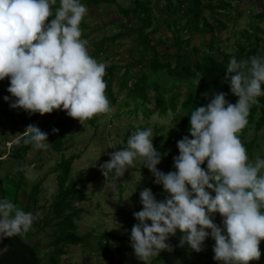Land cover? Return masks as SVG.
<instances>
[{
	"label": "clouds",
	"instance_id": "obj_1",
	"mask_svg": "<svg viewBox=\"0 0 264 264\" xmlns=\"http://www.w3.org/2000/svg\"><path fill=\"white\" fill-rule=\"evenodd\" d=\"M56 4L0 0V80L10 78L7 90L16 98L11 107L41 115L63 109L84 124L111 112L106 65L90 55L89 42L82 39L87 6L81 0H59L53 9ZM224 79L238 101L230 103L226 93L216 92L207 106L191 112L192 138L185 135L177 142L176 171L157 168L162 157L153 145L151 128L133 132L127 147L110 153L111 159L100 165L105 177L118 179L139 159L170 194L158 201L151 188L140 192L143 209L133 213L139 222L130 239L145 264L160 251L172 250L167 241L178 229L183 233L181 245L197 252L211 236L214 259L223 264H249L261 257L264 158L258 154L250 160L239 134L248 125L252 106L264 96V55L239 61L233 56ZM23 142L38 150L51 145L48 133L37 125L27 126ZM205 161L207 169L202 167ZM216 213L223 217V227L214 222ZM41 215L0 198V240L27 234Z\"/></svg>",
	"mask_w": 264,
	"mask_h": 264
},
{
	"label": "rangeland",
	"instance_id": "obj_2",
	"mask_svg": "<svg viewBox=\"0 0 264 264\" xmlns=\"http://www.w3.org/2000/svg\"><path fill=\"white\" fill-rule=\"evenodd\" d=\"M135 1L117 0L116 4H103L101 7L86 5L88 12L82 21L85 26L82 29V39L88 40L90 55L105 63L106 90L111 86L117 102L113 103L110 93L106 91L111 112L97 114L84 124L68 116L66 110L62 109L63 117L72 123L64 151L57 152L49 146L47 150L33 147L25 158L14 154L24 137L20 130L25 132L28 125L14 129L8 123L6 112L13 108L11 104L16 98L7 90L10 78L0 80V154L3 152L0 155V198L9 179L19 178L25 181L20 193L23 206L20 204L19 207H26L32 202L35 205L32 212L39 210H35L36 206L42 208V215L34 222L29 241L37 244L40 252L47 255L45 262L54 249L50 244L59 222L52 223L46 217L59 192L57 168L63 161L75 158L71 180L77 181L78 187L85 189L87 197L85 201L75 202L72 206L73 209L84 210L81 219L77 221V234L91 236L86 244L67 246L61 264H145L136 256L130 239L133 225L139 222L133 213L143 209L140 192L144 188H151L158 201L166 199L170 194L161 184L154 182V175L139 159L118 179L113 176L105 177L100 165L111 159L110 153L127 147L128 137L137 130L152 129V142L158 152L171 137L174 139L171 151L178 149L177 142L185 135L192 138L190 128L183 122L187 114L184 102L187 92L195 89L197 82L176 79L166 72L151 74L149 58L146 59V55H143V46L137 33L141 23L135 16H125L119 9V6L124 9L133 8ZM200 2L203 5V16L208 24L215 27L213 33L209 31L210 28L204 27L203 21L199 32L190 31L186 27V20L189 18L185 17L182 10L187 11L188 3L180 11V0H152L153 26L147 33L153 34V43L161 53L172 54L174 64L176 50L172 46L175 38L181 39L183 50L191 55L188 61L190 64L201 61L206 55L219 60H223L225 55L241 58L240 60L249 59L253 55H264V0ZM211 6H215V9ZM53 7H59V0ZM116 36L118 39L115 42L108 41ZM102 40H106L105 48L103 52H99L97 48ZM195 49L197 53L193 52ZM251 52L253 54L249 55ZM126 74L132 78L129 81L130 89L144 77L160 84L164 90L163 103L168 108V113L161 114V107L157 102L160 96L154 85L147 90L148 101L142 105L138 99L132 98L129 90L122 91L121 84ZM5 96L10 99L6 101ZM238 99L232 93L229 102L235 104ZM174 106L176 110H172ZM239 135L243 138L245 147L254 140L258 145L251 154L247 150L250 160H254L258 154L264 158V129L256 132L254 128H249L246 132L242 130ZM48 142L50 143L49 140ZM177 153L176 156L179 151ZM171 166L173 171L177 170L174 161ZM202 167L207 169L205 165ZM157 168L165 173L172 171L168 169L166 157H162ZM39 184L36 205L33 204L36 199L33 187ZM13 185L14 191L16 186ZM221 222L222 218L216 224L221 227ZM182 236L183 233L178 229L167 241L172 250L160 251L157 256L150 257L147 264H223L214 259L215 240L211 236L206 238L203 249L199 252L187 244L181 245ZM259 247L263 249L264 243L261 242ZM3 251L0 240V255ZM249 264H264V256L259 260L249 261Z\"/></svg>",
	"mask_w": 264,
	"mask_h": 264
},
{
	"label": "trees",
	"instance_id": "obj_3",
	"mask_svg": "<svg viewBox=\"0 0 264 264\" xmlns=\"http://www.w3.org/2000/svg\"><path fill=\"white\" fill-rule=\"evenodd\" d=\"M180 2V11L185 8V3L189 4L187 11H182L184 12L185 17L189 18L186 20V27L190 31H201L200 24L202 21L204 27L210 28L209 31L211 33L215 31V27L208 24L207 19L203 16V5L200 0H189V2H182V0H180ZM81 3L87 6L101 7L103 4H116L117 0H81ZM152 6V0H136L133 8L124 9L119 6V9L125 16L129 17L133 15L141 23L137 33L143 46V55H146V59L149 58V68L151 74L166 72L169 76L176 79L194 80L197 82L196 88L187 92L188 96L184 102V108L186 109L187 114L183 118V122L190 128L191 112L195 110L196 107L207 106L216 92L226 93V99L228 101L230 100L232 92L230 90L229 82L224 79V76L228 62L232 57L225 55L223 60H219L212 55H206L201 61H195L193 64H190L188 61L191 58V55L189 52L183 50V43L181 39L175 38L172 46L176 50V53L174 54L176 59L174 64L172 54L161 53L153 43V34L147 33V31H149L153 26ZM54 8L55 7H53V9ZM211 8L215 9V6H211ZM52 18L53 17H49L46 22H50ZM84 27V23L82 22L81 28L83 29ZM116 39H118V36L109 38L108 41L115 42ZM105 41L106 40H102L99 43L97 51H104ZM241 50L243 49L241 48ZM193 52L197 53L198 51L195 49ZM252 54L253 52L249 53V55ZM240 59L241 58H237L238 61ZM131 79L132 78L129 74H126L121 84L122 91L129 90L132 98L135 100L138 99L142 105L148 101L147 90L151 87V85H154L160 96L157 102L160 104L161 114L166 115L168 113L169 110L163 103L164 90L161 88L160 84L157 82H151L149 78L144 77L138 81L134 88L130 89L129 81H131ZM106 91L110 93V100L113 103H116L117 100L112 93L111 86H109ZM258 100L259 103L253 105L250 110L248 125L243 129L245 132L249 128H254L256 132H261L264 129V96L258 97ZM176 109V106L172 108V110ZM63 115L64 112L62 109H54L53 112L45 113L43 115L38 112L34 114L30 113L23 108H9L6 112L8 123L14 129H19L21 125L32 124L39 126L42 131L47 132L48 140L51 143L50 146L57 152L65 150L66 142L70 136L69 129L72 124L69 120H66ZM53 129H59V131L54 132ZM20 131L24 134L23 130ZM240 139L241 141L243 140L241 137ZM23 140L24 137L21 140V146L16 148L14 151V154L16 153L21 158H25L33 149L31 144H25ZM173 143L174 139L171 137L165 146L159 150L161 157H166L168 169L172 171V162L174 161V157L178 154L177 151H179V149L174 151L170 150V146ZM257 147L258 145L255 140L246 144V148L250 154ZM74 162L75 158H70L69 160L63 161L57 168V172L59 173V192L50 209V214L46 217H48V220L52 223L55 221L59 222L57 223L58 229L55 232L54 240L50 244L54 249H52L48 254V260L45 262L47 255L40 252L37 244H33L29 241L31 237L30 230L27 234L5 237L2 240V248L4 251L0 255V264H61L62 258L66 254L65 248L67 246H79L86 244L89 241L91 235L79 236L77 234V221L81 219L84 210L72 208L75 202H83L87 198L85 189L79 188L78 182L71 180ZM203 165L207 166V162L205 161ZM24 182L25 181L23 179L19 178L9 179L3 188L2 198L10 199L18 206L20 204L23 206L20 200V193ZM13 184L16 186V189L14 190L15 193L12 190ZM39 188L40 184L33 187V195H36V199L33 201V204L36 205L38 204L37 193L39 192ZM212 194L214 195L215 193L213 192ZM30 200H32V195L30 196ZM33 206L35 205H32V202H30L26 207H23V209L26 211H32ZM36 209H39L40 211L42 208H38L36 206L35 210ZM220 218H222L221 227H223V217L219 213H216L213 216L215 223ZM261 242L264 243V239H262ZM260 250L261 256H264V248H260Z\"/></svg>",
	"mask_w": 264,
	"mask_h": 264
}]
</instances>
